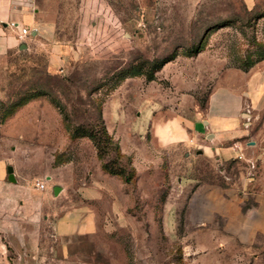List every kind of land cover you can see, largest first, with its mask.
Segmentation results:
<instances>
[{"label": "rangeland", "instance_id": "rangeland-1", "mask_svg": "<svg viewBox=\"0 0 264 264\" xmlns=\"http://www.w3.org/2000/svg\"><path fill=\"white\" fill-rule=\"evenodd\" d=\"M29 1L50 32L0 56V264L18 249L24 264L21 238L40 198L69 207L85 191L97 196L87 204L99 228L85 245L98 261L264 264V241L242 246L223 216L228 202L242 211L264 205V101L242 111L248 133L238 159L165 146L153 133L264 69V0L251 9L245 0ZM169 59L148 81L152 66ZM101 122L116 145L104 160L131 171L129 183L102 170L91 139L72 136ZM41 234L33 264H56L51 222Z\"/></svg>", "mask_w": 264, "mask_h": 264}, {"label": "crops", "instance_id": "crops-1", "mask_svg": "<svg viewBox=\"0 0 264 264\" xmlns=\"http://www.w3.org/2000/svg\"><path fill=\"white\" fill-rule=\"evenodd\" d=\"M245 2L251 9L256 0H245ZM12 21L21 26L28 25L31 29H35L36 33L41 30L50 32L49 28L36 23L29 0H0V56L25 46L27 37H21L17 31L8 28L7 24ZM263 101L264 69L250 74L240 89H215L209 95L205 107L193 111L190 119L175 115L166 121L154 124L153 133L157 141L165 146L182 144L194 150L199 156L214 158L218 161L238 159L243 156L241 142L248 133L247 128L243 127L242 111L246 108L250 112L252 109L261 107ZM237 146L240 147L239 150L236 149ZM208 196H213V193ZM96 197L85 191L80 202L73 203L69 207L62 204L55 206L56 204H53L55 202L50 206L51 202L47 196L40 198L37 204L38 210L31 216L32 229L21 238L25 249L24 264H33L32 254L34 251H39L43 225L49 222H51L53 242L50 260L56 264H117L112 260L102 262L94 259L93 253L85 245L88 243L87 240L96 235L99 228L98 212L87 204V202L95 201ZM16 201L20 204V200ZM115 205V202L110 205L108 211L110 220ZM231 211H234L232 217L227 215ZM217 212L222 215L219 210ZM223 216L230 220L231 232L242 246L256 247L257 243L264 241V205L262 203L258 202L254 207L242 211L241 206L233 207L232 202H228ZM2 247L5 248L4 245ZM21 252L19 249L16 250L15 260L12 263H9L4 255V262L20 264L17 260L22 258Z\"/></svg>", "mask_w": 264, "mask_h": 264}, {"label": "trees", "instance_id": "trees-1", "mask_svg": "<svg viewBox=\"0 0 264 264\" xmlns=\"http://www.w3.org/2000/svg\"><path fill=\"white\" fill-rule=\"evenodd\" d=\"M199 48L200 47L198 44L196 47L190 49V52L192 54H197L199 52ZM171 59L153 65L151 70L149 71L150 73L148 74L147 80L152 81L153 73L158 71L165 63H167ZM76 135H85L86 137L91 139V141L93 142L96 148L97 155L101 160V168L103 171H105L109 175L121 176L125 183L130 182L131 173H132L131 171L125 172V170L117 162L104 160L106 152L112 147L116 148V145L112 144L111 138L109 137L103 122L97 124L94 128L93 127L89 129L74 128L72 131V136H76ZM117 152H118L117 154V159H118L121 157V154L119 151Z\"/></svg>", "mask_w": 264, "mask_h": 264}, {"label": "built area", "instance_id": "built-area-1", "mask_svg": "<svg viewBox=\"0 0 264 264\" xmlns=\"http://www.w3.org/2000/svg\"><path fill=\"white\" fill-rule=\"evenodd\" d=\"M7 26L11 30L17 31L19 36H21V37H27V36H30V35L36 33L35 29L28 28L27 26H21V25H19V23L13 22V21L9 22L7 24ZM236 149L239 150L240 147L237 146ZM34 185H35V188L37 190H43L44 189V184L43 183L36 182Z\"/></svg>", "mask_w": 264, "mask_h": 264}, {"label": "water", "instance_id": "water-1", "mask_svg": "<svg viewBox=\"0 0 264 264\" xmlns=\"http://www.w3.org/2000/svg\"><path fill=\"white\" fill-rule=\"evenodd\" d=\"M7 172H8V174L11 173V168H10V167L7 168ZM9 180H12V179H11V175H9Z\"/></svg>", "mask_w": 264, "mask_h": 264}]
</instances>
